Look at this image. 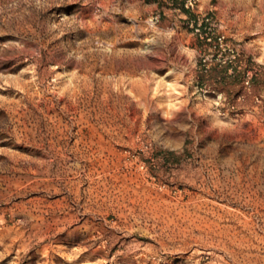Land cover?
Listing matches in <instances>:
<instances>
[{"label": "rangeland", "instance_id": "374dc122", "mask_svg": "<svg viewBox=\"0 0 264 264\" xmlns=\"http://www.w3.org/2000/svg\"><path fill=\"white\" fill-rule=\"evenodd\" d=\"M0 264H264V0H0Z\"/></svg>", "mask_w": 264, "mask_h": 264}, {"label": "trees", "instance_id": "16d2710c", "mask_svg": "<svg viewBox=\"0 0 264 264\" xmlns=\"http://www.w3.org/2000/svg\"><path fill=\"white\" fill-rule=\"evenodd\" d=\"M184 12H187L186 10L183 9Z\"/></svg>", "mask_w": 264, "mask_h": 264}]
</instances>
